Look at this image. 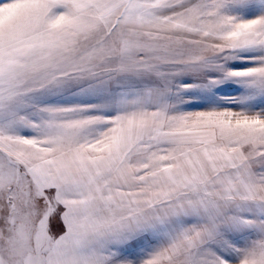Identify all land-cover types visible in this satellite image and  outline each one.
<instances>
[{
  "label": "snow or ice",
  "instance_id": "obj_1",
  "mask_svg": "<svg viewBox=\"0 0 264 264\" xmlns=\"http://www.w3.org/2000/svg\"><path fill=\"white\" fill-rule=\"evenodd\" d=\"M0 264H264V0H0Z\"/></svg>",
  "mask_w": 264,
  "mask_h": 264
}]
</instances>
